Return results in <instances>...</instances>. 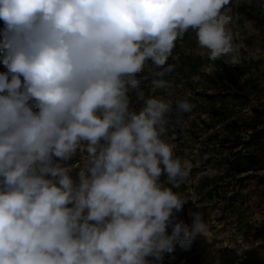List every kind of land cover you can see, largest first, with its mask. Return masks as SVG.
I'll return each mask as SVG.
<instances>
[{"label": "clouds", "instance_id": "obj_1", "mask_svg": "<svg viewBox=\"0 0 264 264\" xmlns=\"http://www.w3.org/2000/svg\"><path fill=\"white\" fill-rule=\"evenodd\" d=\"M230 3L0 0V264H157L205 235L168 135L194 105L157 92L190 29L236 62Z\"/></svg>", "mask_w": 264, "mask_h": 264}, {"label": "rangeland", "instance_id": "obj_2", "mask_svg": "<svg viewBox=\"0 0 264 264\" xmlns=\"http://www.w3.org/2000/svg\"><path fill=\"white\" fill-rule=\"evenodd\" d=\"M250 2L231 0L226 6L239 49L235 63L231 56L210 60L191 29L176 43L177 59L168 61L175 68L165 77L166 89L157 94L187 97L194 105L182 115L173 105L169 116L168 135L177 145L176 155L192 165L175 189L191 202L176 215L191 226L189 212L198 211L208 230L190 246L177 243L157 264H239L250 254L252 264H264V133L252 136L253 130L264 128V23L242 12ZM222 63L239 66L246 95H239L240 89L225 90L208 76ZM131 99L138 108L134 94Z\"/></svg>", "mask_w": 264, "mask_h": 264}, {"label": "trees", "instance_id": "obj_3", "mask_svg": "<svg viewBox=\"0 0 264 264\" xmlns=\"http://www.w3.org/2000/svg\"><path fill=\"white\" fill-rule=\"evenodd\" d=\"M252 3H248L247 8H243L242 12L245 14L247 18L254 19L256 21H262L264 23V0H251ZM243 4V2H241ZM4 28V23L2 20H0V31H2ZM7 71L6 67L0 63V72ZM241 74L242 71L240 70L239 66L237 64H227L222 63L220 67L215 70L211 75H208L209 77H212V79L219 83L220 86L225 87L223 89L229 91H234L233 89H240L241 95L242 93H246V89L244 86V83L241 82ZM247 94V93H246ZM245 94V95H246ZM254 127V126H253ZM264 133V128H261L259 130H253L254 137L259 136L260 134ZM251 254L248 256H244V258L241 259L239 264H252L251 262ZM253 264H258L255 260Z\"/></svg>", "mask_w": 264, "mask_h": 264}]
</instances>
